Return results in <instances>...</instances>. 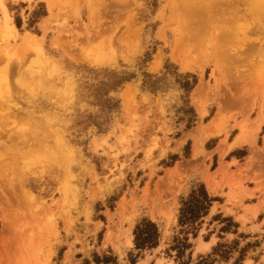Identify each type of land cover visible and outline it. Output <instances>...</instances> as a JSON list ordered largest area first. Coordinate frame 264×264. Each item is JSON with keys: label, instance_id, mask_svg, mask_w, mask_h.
Returning <instances> with one entry per match:
<instances>
[{"label": "rangeland", "instance_id": "obj_1", "mask_svg": "<svg viewBox=\"0 0 264 264\" xmlns=\"http://www.w3.org/2000/svg\"><path fill=\"white\" fill-rule=\"evenodd\" d=\"M0 98V264H264V0H0Z\"/></svg>", "mask_w": 264, "mask_h": 264}, {"label": "trees", "instance_id": "obj_2", "mask_svg": "<svg viewBox=\"0 0 264 264\" xmlns=\"http://www.w3.org/2000/svg\"><path fill=\"white\" fill-rule=\"evenodd\" d=\"M214 201L215 199L210 197L205 186L203 184L199 185L197 188L191 191L187 198H183L181 200L179 224L188 228V231L193 232L195 235L194 231H196L197 227L201 224V219L208 215L209 209ZM134 235L135 249L139 252L146 249L155 248L159 243V228L156 223L148 219H144L136 226ZM219 247L220 246L215 249L216 252L219 250ZM190 248L191 244L188 242V238L181 240L179 239L176 241L174 250L177 252L175 256L176 261H178L177 264L192 263L191 254H189L188 261L182 260L186 250ZM210 257L211 256H200L199 261L196 264H209ZM136 258L137 257L131 258V264L136 263Z\"/></svg>", "mask_w": 264, "mask_h": 264}, {"label": "bare ground", "instance_id": "obj_3", "mask_svg": "<svg viewBox=\"0 0 264 264\" xmlns=\"http://www.w3.org/2000/svg\"><path fill=\"white\" fill-rule=\"evenodd\" d=\"M3 7H4V6H3ZM7 24H8V23H7ZM96 49H97V47H96ZM101 49H102V48H101ZM90 50H91V48H90ZM16 51H17V50H16ZM39 51H40V50H39ZM100 53H101V52H100ZM40 54H41V53H40ZM82 56H83V57H82ZM85 56H86V59H87V60H88V59H91L90 56H88V55L86 54V52H83L82 55H81V57H82V58H85ZM88 61H90V60H88ZM47 67H48V66H47ZM185 67H186V66H185ZM23 72H24V71H23ZM23 72H22L23 76L20 77V82L22 81V78L25 76V74H24L25 72H24V73H23ZM26 75H27V73H26ZM44 76H45V75H44ZM32 78H33V77H32ZM40 80H41V79H40ZM45 81H47V80H45ZM49 81H50V80H49ZM51 84H52V83H51ZM55 84H56V83H55ZM22 85H23V84H22ZM24 85H26V84H24ZM45 85H46V84H45ZM47 86H48V84H47ZM52 86H53V85H52ZM52 86H51V87H52ZM58 86H59V85H58ZM32 88H33V87H32ZM52 90H53V89H52ZM58 92H59V91H58ZM52 93H53V92H52ZM62 93H63V92H62ZM57 94H58V93H57ZM57 94H56V95H57ZM51 95H52V94H51ZM54 95H55V94H54ZM52 96H53V95H52ZM54 97H55V96H54ZM58 98H60V97H58ZM62 98H63V100H64V97H62ZM0 99H1V98H0ZM60 100H61V98H60ZM60 100H59V101H60ZM57 101H58V100H57ZM61 102H63V101H60L59 103H61ZM6 103H7V102H6ZM8 109H10V108H8ZM23 109H24V108H23ZM27 110H28V109H27ZM26 112H27V111H26ZM14 116H15V115H14ZM31 117H32V116H31ZM31 117H30V118H31ZM12 118H13V117H12ZM30 118H29V119H30ZM33 118H34V117H33ZM35 120H36V119H35ZM28 121H29V120H28ZM32 121H34V120L32 119ZM34 122H36V121H34ZM29 123H30V121H29ZM29 123H28V124H29ZM31 123H32V122H31ZM28 124H27V125H28ZM40 124H41V123H40ZM29 125H30V124H29ZM31 126H32V125H31ZM34 126H36V125L33 124V127H34ZM37 126H38V125H37ZM37 126H36V127H37ZM40 126H41V125H40ZM30 128H31V127H30ZM31 129H32V128H31ZM37 129H38V128H37ZM22 131H23V130H22ZM24 251H25V249H24ZM21 257H23V256H21ZM20 259H21V258H20ZM24 259H25V258H24Z\"/></svg>", "mask_w": 264, "mask_h": 264}]
</instances>
